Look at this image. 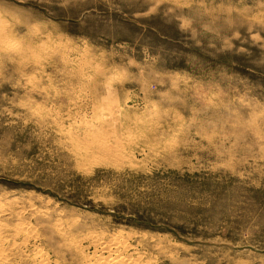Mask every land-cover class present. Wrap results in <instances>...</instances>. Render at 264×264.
Returning <instances> with one entry per match:
<instances>
[{
    "label": "rangeland",
    "instance_id": "rangeland-1",
    "mask_svg": "<svg viewBox=\"0 0 264 264\" xmlns=\"http://www.w3.org/2000/svg\"><path fill=\"white\" fill-rule=\"evenodd\" d=\"M0 209L2 264H264V0H0Z\"/></svg>",
    "mask_w": 264,
    "mask_h": 264
},
{
    "label": "bare ground",
    "instance_id": "bare-ground-1",
    "mask_svg": "<svg viewBox=\"0 0 264 264\" xmlns=\"http://www.w3.org/2000/svg\"><path fill=\"white\" fill-rule=\"evenodd\" d=\"M96 120V123L93 125V122L92 125L90 124H87V126L85 127L86 128V134H88V136L94 140V141H97V137H103V136H107L106 133H107V130L105 131H100V132H95L94 130L98 127V125L100 124V122L104 121V119H107L108 117H103V116H99L97 117L96 115L93 116ZM106 126H109L110 125V121L106 120V122H104ZM103 148V147H101ZM101 151V150H100ZM11 204V203H10ZM3 206V205H2ZM5 206V205H4ZM4 208V207H3ZM32 208V207H31ZM26 209V208H25ZM8 210V209H6ZM1 211V209H0ZM5 209L3 210V213ZM6 214H7V211H6ZM15 214V213H13ZM17 218V216H16ZM22 218V216H21ZM19 218V219H21ZM18 219V218H17ZM23 219V218H22ZM21 219V220H22ZM16 220V219H15ZM24 220V219H23ZM18 222H21V221H18ZM26 223V222H25ZM4 224V223H3ZM2 223H0V233L2 232V229H4V225ZM13 225V224H12ZM29 225V224H28ZM30 226V225H29ZM29 226H27L29 228ZM27 227L24 225V222L22 223H18L16 224L13 228L11 226V228L15 231V233H24V239L22 240V243H24L26 245V243L28 241H30L31 237H32V234L34 235V232L31 233L27 230ZM11 229V232L13 235V237L10 236V238H15V235H14V231ZM31 229V228H30ZM5 230V229H4ZM3 230V235L5 237H8L4 234V231ZM78 230V229H77ZM8 232H6V234L9 235V230H7ZM13 231V232H12ZM31 231V230H30ZM61 231V230H60ZM37 233V232H36ZM113 234V233H112ZM11 235V234H10ZM60 235V234H59ZM2 236V235H0ZM3 237H0V264H2L4 261H6L7 259V255L8 254H5L7 252L8 249L4 248L5 246L9 245V246H12L13 249H14V243L13 242H16V241H11L9 242V239L7 241V239H5ZM17 236V235H16ZM93 237L91 238L90 236V243L93 245V248L95 249L94 250V253L92 254L93 256L91 257H85V255L83 253H79L81 255V258H82V261L84 264H141L142 262H140V255L138 256H135L137 254H135L134 256L132 254H130V243H129V239L125 236L123 237L121 234L120 235H115L113 237H111L110 239H108V242L104 241L103 238L105 237H100V236H94V234L92 235ZM128 236V235H127ZM21 237V236H20ZM61 237V236H60ZM85 237V236H84ZM19 239V238H18ZM21 240V239H20ZM34 241V240H33ZM32 241V242H33ZM21 242V241H20ZM31 242V243H32ZM17 243V242H16ZM18 244V243H17ZM16 244V245H17ZM21 244V243H20ZM90 244V245H91ZM31 245V244H30ZM8 246V247H9ZM27 246V245H26ZM19 247V246H18ZM36 247V246H34ZM6 252H5V250ZM11 248V247H9ZM32 248V247H31ZM133 248V247H132ZM17 249V248H16ZM25 249V248H24ZM10 251V250H9ZM15 251V250H14ZM17 251V250H16ZM133 251V250H132ZM11 252V251H10ZM13 252V251H12ZM21 252V250H20ZM29 252V251H28ZM31 252V251H30ZM83 252V251H82ZM8 253V252H7ZM78 253V252H77ZM15 254V253H14ZM23 254V253H22ZM22 254H20V256H22ZM18 255V254H17ZM17 255L15 254L12 260V262L14 261V259L17 257ZM10 256V255H9ZM8 256V258H9ZM19 257V256H18ZM24 257V256H23ZM27 257V256H26ZM34 257V256H33ZM30 258V257H29ZM141 259L143 260L142 256H141ZM20 260V259H18ZM33 260V262L35 264H45L46 262L44 261L45 260V255L44 253L42 252V250H37L36 252V255L33 259H31V261ZM48 261V260H47ZM151 261V260H150ZM11 262V261H10ZM23 262V261H22ZM7 264V262H5ZM9 263V262H8ZM14 263V262H13ZM19 263V261L17 262ZM11 264V263H10ZM15 264V263H14ZM21 264V262L19 263ZM146 264H149V263H146Z\"/></svg>",
    "mask_w": 264,
    "mask_h": 264
}]
</instances>
